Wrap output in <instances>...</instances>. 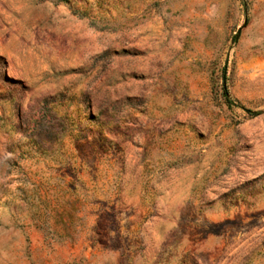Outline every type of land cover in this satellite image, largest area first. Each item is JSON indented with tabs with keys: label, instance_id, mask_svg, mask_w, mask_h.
<instances>
[{
	"label": "rangeland",
	"instance_id": "rangeland-1",
	"mask_svg": "<svg viewBox=\"0 0 264 264\" xmlns=\"http://www.w3.org/2000/svg\"><path fill=\"white\" fill-rule=\"evenodd\" d=\"M0 264H264V0H0Z\"/></svg>",
	"mask_w": 264,
	"mask_h": 264
},
{
	"label": "trees",
	"instance_id": "trees-1",
	"mask_svg": "<svg viewBox=\"0 0 264 264\" xmlns=\"http://www.w3.org/2000/svg\"><path fill=\"white\" fill-rule=\"evenodd\" d=\"M224 96H225V99L228 100V96H227L226 92H225ZM247 113L250 114L251 116L258 114V112H251V111H247Z\"/></svg>",
	"mask_w": 264,
	"mask_h": 264
},
{
	"label": "water",
	"instance_id": "water-1",
	"mask_svg": "<svg viewBox=\"0 0 264 264\" xmlns=\"http://www.w3.org/2000/svg\"><path fill=\"white\" fill-rule=\"evenodd\" d=\"M239 32H240V30H238V32H237V35H236V38H237V36H238Z\"/></svg>",
	"mask_w": 264,
	"mask_h": 264
}]
</instances>
